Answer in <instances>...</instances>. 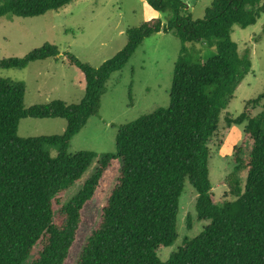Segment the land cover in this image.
Wrapping results in <instances>:
<instances>
[{
  "label": "trees",
  "instance_id": "1",
  "mask_svg": "<svg viewBox=\"0 0 264 264\" xmlns=\"http://www.w3.org/2000/svg\"><path fill=\"white\" fill-rule=\"evenodd\" d=\"M70 1L0 0V16H37ZM145 1L167 12L165 20L153 17L127 28L124 45L97 67L62 53L83 80L78 103L53 99L24 107L23 81L0 76V264H63L81 211L113 162L114 181L73 264H264V90L247 99L235 117L225 116L227 124L245 122L242 141L233 147V168L226 175L233 199L217 203L207 166L208 143L219 114L251 67L249 49L240 55L230 38L232 26L255 23L264 12V0H212L200 18H193L182 0ZM159 31L180 41L168 106L119 125L113 152L68 153L72 136L98 113L110 74L124 66L145 37ZM202 40L214 41L213 56L201 59L186 44ZM58 55L57 46L45 42L24 56L1 58L0 69H21ZM257 106L260 111L252 114ZM25 117H60L65 128L60 134L22 137L17 124ZM93 161L91 174L62 203L60 195ZM185 178L196 191V218L209 222L162 261L157 249L176 238Z\"/></svg>",
  "mask_w": 264,
  "mask_h": 264
},
{
  "label": "rangeland",
  "instance_id": "2",
  "mask_svg": "<svg viewBox=\"0 0 264 264\" xmlns=\"http://www.w3.org/2000/svg\"><path fill=\"white\" fill-rule=\"evenodd\" d=\"M193 18H200L212 0H182ZM167 12L152 9L145 0H72L55 10L41 15L21 17L6 14L0 16V59L21 57L45 42L55 44L59 55L29 62L21 69L1 68L0 76L23 81L25 92L23 106L60 99L65 103H78L83 95V80L76 67L70 65L64 52H70L79 60L97 67L114 55L125 43L126 29L153 17L163 22ZM230 38L241 55L249 49L251 67L238 81L233 96L219 114L217 130L208 143V177L217 203L233 199L226 175L232 170L233 147L241 143L245 122L236 124L225 121L228 114L235 117L244 102L264 90V12L255 23L241 27L232 26ZM197 50L201 59L215 54L214 41L202 40L186 43ZM180 41L170 32H155L145 37L135 48L127 62L110 74L105 91L100 96L98 113L91 115L80 130L72 136L68 153L79 150L113 152L114 138L119 125L158 107H167L173 63ZM261 109L257 106L252 114ZM264 129V119L261 122ZM65 120L54 118H20L17 134L22 137L60 134ZM221 139V144L217 141ZM51 148V155L55 154ZM95 162L84 171L80 179L60 195L62 203L70 199L93 171ZM116 163L100 183L92 199L83 207L82 220L77 229L66 260L73 264L85 238L96 222L100 207L110 189L115 175ZM241 186L244 173L239 174ZM196 191L185 178L178 198L175 229L176 238L167 246H159L157 256L165 261L182 240L198 234L209 220H198L194 210ZM189 220L190 227H186Z\"/></svg>",
  "mask_w": 264,
  "mask_h": 264
}]
</instances>
